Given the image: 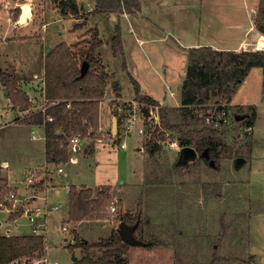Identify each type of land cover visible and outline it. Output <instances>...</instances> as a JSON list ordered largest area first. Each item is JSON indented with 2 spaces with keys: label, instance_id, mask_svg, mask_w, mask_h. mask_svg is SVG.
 I'll use <instances>...</instances> for the list:
<instances>
[{
  "label": "crops",
  "instance_id": "crops-1",
  "mask_svg": "<svg viewBox=\"0 0 264 264\" xmlns=\"http://www.w3.org/2000/svg\"><path fill=\"white\" fill-rule=\"evenodd\" d=\"M256 2L258 1L253 0L252 3H247L244 0H140L141 10L137 14L124 13L118 16L113 12H94L93 0H84L83 2L77 0V6L80 10L77 15L63 16L56 12L58 15H55L54 20L60 22L63 35L55 36L50 44L44 45L43 42L40 44V53L37 59L41 70L38 72L34 68H29V58L33 56L34 52L37 54V50H32L34 45L32 40L39 42V37H34L32 32L18 34L16 31L27 27L28 21L25 22L27 26L23 24L16 25L10 23L7 17L0 37V69L13 77L18 89L26 94L30 106L22 108L12 104L3 81H0V97L2 98L0 99V132L1 134L5 132L7 135L4 140H7L8 143L4 141V144H8L11 149L8 155L0 159V178L6 180L7 186L11 188L12 192L17 193L20 198V201L12 203L11 206L7 205L10 200L6 196L0 202V234H34L36 224L29 218L28 211L25 209L41 205L43 202L30 199L29 194L25 193V190H28L25 185V178L27 177L26 172L43 168V175L46 179V181L43 179V182L54 186V190L46 199L45 209L47 211L45 213L41 212V215L36 219V222L40 223L39 228L44 235L46 264H59L58 261L49 258L51 252L58 249V247L69 250L68 256L72 254V259L67 258L65 260L67 264H73L74 261L78 260L82 252L79 246L71 247L74 244V239H71V237H74V233L78 232L85 241L95 242L100 238L108 237L115 227L111 216L104 219L71 220L68 210L70 202L68 188L70 185L86 186L94 191V196L96 188L104 185L109 186L111 196L117 200V209H121L123 213L135 214L138 205H140L142 218L139 219L137 225L141 226L138 229L142 233L145 232L148 225L153 223L144 218V201L145 198H151L154 193L153 190H151L153 192L151 193L146 189L147 187L156 186L161 190L166 187L168 192L171 191L167 181H164L169 175L168 170H166L169 160L165 159L164 154H162L163 148H159V143L156 140L153 141L152 146L147 144L151 139L149 133L142 134L137 130H132L128 135L121 134L120 120L113 115V104L116 100L134 99L135 93L127 98L124 96V87L117 80L111 69L112 66L104 62L102 52H99V50L103 47L107 49L110 47L114 54H119L120 51L114 52L112 49V38L116 33L115 26L119 22L122 53L126 57L125 60H127L128 66L131 67V72L133 71L135 74L132 75V73L131 76L141 87L140 93L149 95L158 101L160 105L168 106L170 104L165 100V96L159 98L156 91L151 92L138 80L137 72L145 70L148 73L155 70L165 89L169 90V95H174L170 83L173 82L174 78L171 76L170 70L168 73L164 69L159 70V65L153 64L150 54L162 53L163 42L170 40L169 45L172 47L170 51L183 54L182 65L184 66L180 68L181 71H179L177 77L181 82L186 74L187 53L191 47L210 46L213 49L220 50H240L244 49L243 46L250 36L256 40L253 43L254 45L258 41L264 43L263 35L259 34V37H256L257 33L261 32L253 30L255 21L251 17L256 14L254 13ZM236 4L243 10L244 15L240 13L242 17L236 15ZM214 6H218L222 17H216L212 22L220 28L221 32L213 37H208V34L205 36L206 29L209 27L207 10L211 8L213 11ZM245 9L249 10V13ZM30 11L33 18L37 10L35 11L30 5ZM82 11L87 15L84 16ZM38 12L43 13L42 8ZM39 15L41 17L39 21L42 25L41 29H46L49 20L46 15ZM2 27L3 25H1ZM90 28L99 32L101 45L97 48V55L100 64L109 75L105 93L99 101V127L97 130H89L85 137L80 136V147L75 152L73 161L48 162L45 157L44 125L21 122V119L38 112L41 110L42 105L48 103L43 78L45 55L60 42H65L71 46L72 50L73 48L78 49L77 51L81 50L82 47L78 42L89 38L87 33ZM11 44L10 49L12 51L7 52L6 47ZM164 45L167 46V44ZM233 96L234 94L230 98L234 102ZM179 106L180 100L178 105L176 104L174 107ZM90 133L93 135H90ZM4 144L0 145V148ZM170 148H173L177 155L174 166H181L184 162L179 160L180 150L175 146ZM153 162L156 163V168L151 169ZM58 165L62 166V170L56 172ZM150 176L153 177L155 182H150ZM245 186V194L248 195L246 204L248 202V205L251 206L250 202L254 200L255 196H251L248 193L247 184ZM161 190L160 194L163 195L164 193ZM162 195L158 194L159 197ZM257 198L264 202V195H259ZM263 202H259L257 204L259 208L255 207L254 210L247 206L249 214L247 216L246 252L252 258L249 264H264V232L256 229V222L264 221V219H255L257 216L264 218ZM55 205L57 207L53 208ZM20 210L23 211V214L14 218L10 217L11 213H17ZM62 226H65L66 229ZM135 236L147 243L137 232ZM90 237L92 240H90ZM158 239L163 240L162 238ZM52 242L53 247L50 246ZM167 242L164 240L165 244ZM67 243L69 245H66ZM167 246L161 244L147 247L133 244L123 254V262L125 264H141L140 260L145 259L151 251L158 248L167 249ZM18 262L19 259L8 264H17ZM156 264L161 263L157 261Z\"/></svg>",
  "mask_w": 264,
  "mask_h": 264
},
{
  "label": "rangeland",
  "instance_id": "rangeland-1",
  "mask_svg": "<svg viewBox=\"0 0 264 264\" xmlns=\"http://www.w3.org/2000/svg\"><path fill=\"white\" fill-rule=\"evenodd\" d=\"M80 1L83 2L84 0ZM257 1L254 7V13L256 14L258 12L260 0ZM244 2L252 3L253 0H244ZM24 3L31 5L35 11L37 10L33 19L30 17L27 20L28 26L24 21H19V17L21 16L20 13L22 12L21 6ZM56 7L57 9H55ZM41 8L43 13L38 12ZM235 10L236 15H241L242 17L243 10H241L238 4H236ZM207 11L209 27L206 29L205 36L208 34V37H213L218 35V32H221L220 28L212 22L216 17H222L220 16L221 11L218 6H214L213 11L211 8H208ZM246 11L249 13V10ZM56 12H59V4L55 0H0V37L2 36L1 32L4 30L7 17L8 21L12 24H23L27 26L17 30L16 32L18 34L32 32L34 33V37H39V42L32 40L34 44L32 50H37V54L34 52L33 56L29 58V68L36 69V72L41 70L40 63L37 59L40 53V44L42 42L44 45L50 44L55 36L63 35L60 22L54 20L55 15H58ZM82 13L84 16L87 15L84 11H82ZM39 14L46 15V18L49 20L47 21L48 26L46 29H41L42 25H40L39 22L41 17ZM256 14H254V17H251L254 21ZM1 25H3L2 28ZM253 30L258 32L257 27H254ZM88 31L87 34L89 38H85V40L78 42L82 49L86 47V42L90 40L92 28ZM259 34L261 33L258 32L256 37H259ZM220 35L222 34L220 33ZM255 41L256 40L250 36L247 43L243 46L244 49H259L256 44H253ZM166 42H163V52L160 54H150V59H152L153 64L159 65V70L164 69L167 73L170 70V74L174 78L173 82H170L173 87L174 95H169V90L167 91L165 89V86L157 75V71L154 70L147 73V71L143 70L137 72V75L138 80L140 83L144 84L145 88L151 90V92L156 91L159 98L165 96V100L172 105H168V107L176 108L174 106L179 103L178 92L181 85L177 77L179 75L178 73H180L179 71H181L180 68L184 66L182 65L183 54L181 52H171L170 49L172 47L169 45L170 40H166ZM164 44H167V46ZM11 46L12 44L6 47L7 52L12 51V49H10ZM77 50L78 49L73 48V51L76 53L77 57H79L80 50ZM99 52H102L104 62L112 66L111 69L117 80L122 87H124V96L126 98L130 97L129 95L135 93V90L133 84L130 83L131 80L129 75L132 73V75L135 74L133 71L131 72V67L128 66L127 60H125L126 57L123 56L121 52H119V54H114L112 50H110V47L108 49L105 47L100 48ZM261 80L262 69L253 67L249 74L238 85L233 96L234 102L232 98L226 95H216L209 99L208 102L200 103L196 107L195 112L198 117H204L206 114L217 116L220 110H225L226 112L228 122L221 128L225 130L223 141L229 150L225 152L221 151L218 158L213 160L212 166L209 161L205 160L203 158L204 156L201 157V153L197 151V155L194 158L187 161L182 159L186 162L181 166H174V164H176L174 162L177 155L175 154L176 152L173 151V148L167 145L166 141L173 138L177 139V134L174 131H166L160 124L159 116L156 117V119L153 118V120L145 122L146 130L148 129L150 132H155V135L160 131H166L164 143H158L159 148H163L164 153L162 152V154H164L165 159L169 160L166 169L169 175L164 181H167L168 184H166L170 186L169 190L171 191L168 192L166 187L161 190L156 186L147 187L146 189L154 193L151 198H145L144 218L149 219L153 224H149L143 233L139 230L141 226L136 232L147 242L149 240L162 238L163 240L158 239L157 245L164 244L168 246L167 249L158 248L151 251L145 259L142 258L140 260L141 264H150L151 262L152 264H156L157 261L161 264H172V262L173 264H212L213 261V264H249L250 260H252L251 256H248L246 252L248 231L247 216L249 214L247 206L249 207L250 205H248V202L246 204L248 195L245 194V184H247L248 193L251 196H255L254 200H256L250 202V207L252 210H254L255 207L259 208L257 204L263 201L259 200L257 197L259 195H264V98L262 96ZM0 99L2 98L0 97ZM119 102H122V100H119ZM245 104L255 105V120L251 128L245 127L243 123L236 120L235 117L237 114L247 116L248 118L251 117V107ZM177 114V111L171 110L169 112V118L172 123L178 121V118H176ZM154 125H156L159 130L155 129ZM6 136L5 132L2 134L0 132V145L4 144V141L8 143L7 140H4ZM154 140L157 141V137H155ZM250 142L251 148L249 151L247 144ZM218 149L220 150L221 146H219ZM10 152V146L4 144V146L0 148V159L4 158V156L8 155ZM238 157L244 158L243 162L240 164H236V158ZM179 160L181 159L179 158ZM154 168H156L155 162L151 165V169ZM41 172H44V170H41ZM149 180L150 182H155L151 176ZM26 187L28 190L26 189L25 193L29 195L33 192L38 193L37 190L43 188L41 183L34 187L27 185ZM151 190H153V192ZM160 190L164 193L163 195L160 194ZM158 194L162 196L159 197ZM113 198L112 196V199ZM12 201L13 203L16 202L15 200ZM37 201L41 202V200ZM29 202L28 200V203ZM117 211L118 209L114 212L109 211L113 220V226L115 227H118L117 225L120 221L115 218ZM255 219L264 218L257 216ZM256 223V229L264 232V221H257ZM71 239H74V237H71ZM90 240H92L91 237ZM164 240L168 241L167 244L164 243ZM66 245H68V243ZM50 246H54L53 242L50 243ZM68 251L67 249L58 247V249L51 252L49 258L58 261L59 264H67L65 260L67 258L69 260L72 259V254L68 256Z\"/></svg>",
  "mask_w": 264,
  "mask_h": 264
},
{
  "label": "trees",
  "instance_id": "trees-1",
  "mask_svg": "<svg viewBox=\"0 0 264 264\" xmlns=\"http://www.w3.org/2000/svg\"><path fill=\"white\" fill-rule=\"evenodd\" d=\"M59 4V13L63 16L77 15L80 11L77 0H55ZM94 12H113L118 16L129 13L137 14L141 10L140 0H93ZM255 18V27L264 36V0H260ZM16 17V16H15ZM115 35L112 38L114 52H123L119 22L115 26ZM101 39L97 30H92L86 47L81 48L80 56L65 42L55 45L44 57V86L45 96L54 104H47L45 111L39 110L21 119V122L44 125L45 157L48 162H66L69 159V137L78 133L85 137L89 130L99 127L98 113L100 100L105 93L109 75L100 64L98 47ZM123 55V53H122ZM83 61L88 62V70L81 74ZM125 65V62H124ZM187 69L179 91L180 106L176 108L162 105L158 109L160 124L166 131H174L177 140L182 145L193 147L198 153L207 149L209 159L216 160L220 152L229 150L223 138L225 130L214 128L205 122V117L196 114L195 109L200 103H206L216 95L230 97L238 85L247 76L252 67L262 69V96L264 98V50L240 49L220 50L210 46H197L188 49ZM135 90V99L147 103L144 114L155 113V106L160 105L149 95L141 94V87L129 75ZM0 81L4 83L8 98L15 106L28 108L30 103L26 94L20 89L9 73L0 69ZM69 104V106H68ZM251 117L243 116L236 120L241 121L247 128H251L255 120V105H250ZM177 111L178 121L172 123L169 112ZM52 116V121H46V116ZM159 132V138L164 139L166 133ZM92 133H90L91 135ZM93 135V134H92ZM155 132L147 143L152 146ZM221 146L219 150L218 147ZM250 151L251 142L247 144ZM11 188L6 180L0 178V202L7 197ZM94 191L86 186L70 185L69 218L77 221L110 217L107 208L112 201L109 186H101ZM94 196V197H93ZM12 200L7 202L11 206ZM135 214L116 212V219L126 224L134 223L142 218V208L138 205ZM23 214V211L11 213L14 218ZM140 226L134 230V234ZM158 239L149 240L145 246L152 247L158 244ZM69 245V244H68ZM74 245V246H73ZM71 247H80L81 256L73 264H125L123 254L131 247L121 240L117 227L108 237L100 238L95 242H88L74 233V244ZM45 254L44 235H2L0 234V264L30 257H40ZM214 263V261H213ZM212 263V264H213Z\"/></svg>",
  "mask_w": 264,
  "mask_h": 264
},
{
  "label": "built area",
  "instance_id": "built-area-1",
  "mask_svg": "<svg viewBox=\"0 0 264 264\" xmlns=\"http://www.w3.org/2000/svg\"><path fill=\"white\" fill-rule=\"evenodd\" d=\"M55 101H48L47 104H54ZM46 105L41 106V111H45ZM147 105V103H143L140 101H137L135 99H129L127 101L122 100V102H119V100H116L115 103L113 104V115L120 120V132L123 135H128L132 130H137L138 132L142 134L149 133V136H152L154 133L153 131L150 132L148 129L146 130V121L153 120V118L156 119L158 117V109L161 107V105H156L155 108V113H150L149 115L144 114V107ZM69 106V104H68ZM205 122L207 124H212L214 128L217 127H223L225 124H227L228 120L226 117V112L225 110H220L217 113V116H214L213 114H206L205 116ZM159 118V117H158ZM46 121H52L53 117L48 115L45 117ZM154 128L159 130L156 125H154ZM146 131V132H145ZM169 136V134H168ZM157 137V141L159 143H164L165 139L159 138L158 135H155ZM69 143H68V153H69V161H73L75 159V152L79 149L80 147V135L78 133H75V135H72L71 137L68 138ZM167 145L169 146H175L180 150L182 146H180L179 142L177 139H171L169 141H166ZM62 164V163H61ZM43 169H33L27 172V177L25 178V183L27 186L34 187L37 186V184L42 182L43 188L37 190L38 193H32L29 195L31 199L35 200H41L43 203L41 205L29 207L28 209H25L28 211V216L32 220V222L35 225L34 229V234L35 235H43L42 230L39 228L40 223L36 222V219L39 215H41V212L45 213L47 211L45 209L46 204V199L48 195H50L51 191L54 190L53 185H49L46 182H43L45 179L43 173L41 172ZM62 166L58 165L56 172L61 171ZM46 181V179H45ZM7 198L10 200H15V201H20V198L18 197L17 193H13L12 191L9 192ZM117 200L112 199L111 203L107 207L110 212H114L117 209ZM57 206H53V208H56ZM62 228L66 229L65 226H62ZM17 264H46V257L43 255L42 257H30V256H25V258L19 259V262Z\"/></svg>",
  "mask_w": 264,
  "mask_h": 264
},
{
  "label": "water",
  "instance_id": "water-1",
  "mask_svg": "<svg viewBox=\"0 0 264 264\" xmlns=\"http://www.w3.org/2000/svg\"><path fill=\"white\" fill-rule=\"evenodd\" d=\"M25 6H28L27 3H24L21 8H22V11H23V8ZM20 19L22 18V14H20ZM30 15H31V11H30ZM32 16V15H31ZM30 17H26L24 19V22H26ZM19 19V21H20ZM18 21V22H19ZM81 67V74H84L87 72L88 70V62L87 61H83L82 64L80 65ZM235 117L237 119L239 118H243V115L241 114H237L235 115ZM202 156H204L205 158H209V153H207V149H204L202 152H201ZM197 155V152L196 150L191 147V146H188V145H183L182 148L180 149V159H185L186 161L189 160V159H192L194 158L195 156ZM180 160V162H181ZM244 160L243 157H238L236 158V164H240L242 163ZM186 161H183L182 162H186ZM209 163L210 165L212 166L213 165V159H209ZM139 222V218L134 222V223H131L130 225L129 224H126L123 220H120L119 223H118V227H117V231H118V234H119V237L121 238V240L127 244H140V245H145L147 243H144L142 240L138 239L135 234H134V230L135 228L137 227V224Z\"/></svg>",
  "mask_w": 264,
  "mask_h": 264
},
{
  "label": "bare ground",
  "instance_id": "bare-ground-1",
  "mask_svg": "<svg viewBox=\"0 0 264 264\" xmlns=\"http://www.w3.org/2000/svg\"><path fill=\"white\" fill-rule=\"evenodd\" d=\"M20 14H22V18L20 19V17H19L20 21H24V19L26 17H31V15H30V5L28 4V6H25L23 8V11ZM255 44L258 46L259 49H264V43L263 42L258 41Z\"/></svg>",
  "mask_w": 264,
  "mask_h": 264
},
{
  "label": "flooded vegetation",
  "instance_id": "flooded-vegetation-1",
  "mask_svg": "<svg viewBox=\"0 0 264 264\" xmlns=\"http://www.w3.org/2000/svg\"><path fill=\"white\" fill-rule=\"evenodd\" d=\"M200 155H201V157H203L202 154H200ZM203 158L208 161V158H205V157H203Z\"/></svg>",
  "mask_w": 264,
  "mask_h": 264
}]
</instances>
